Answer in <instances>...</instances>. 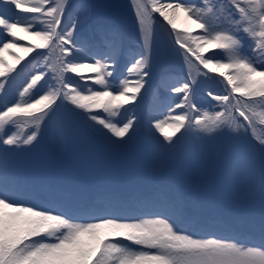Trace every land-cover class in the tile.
<instances>
[{
	"label": "snow or ice",
	"instance_id": "obj_1",
	"mask_svg": "<svg viewBox=\"0 0 264 264\" xmlns=\"http://www.w3.org/2000/svg\"><path fill=\"white\" fill-rule=\"evenodd\" d=\"M115 7L92 0H0V53H23L12 65L0 58V94L22 79L18 98L0 103V264H264V137L256 144L246 140L264 128V0H131V53L122 33L93 26L99 9ZM178 14L188 24L182 31ZM18 33L35 42L20 44ZM164 58L182 61L186 74L165 85L177 94L162 101L167 115L146 118L150 167L160 173L150 186L86 161L17 164L44 125L56 121L61 138L65 127L84 130L110 153L125 152L140 120L135 105L124 106L140 103L138 94L151 86ZM122 61L127 75L117 86ZM203 69L223 78V90L209 92L210 109L191 102L196 77L208 75ZM165 125L172 133L160 140L152 129L162 132ZM186 136L226 137L248 153L241 166L252 178L247 214L216 210L228 201L210 178L233 165L230 151L198 160L187 172L173 171Z\"/></svg>",
	"mask_w": 264,
	"mask_h": 264
},
{
	"label": "rangeland",
	"instance_id": "obj_2",
	"mask_svg": "<svg viewBox=\"0 0 264 264\" xmlns=\"http://www.w3.org/2000/svg\"><path fill=\"white\" fill-rule=\"evenodd\" d=\"M124 1L125 0H122V2H124ZM106 3L114 5L113 0H104V4H106ZM123 7H124V12L118 10L116 7L114 9H105V8L99 9L94 16V22H100V21L108 22L112 19H120L122 21H126L127 26L129 27V34H128L127 38L124 36L123 39L127 43H131L134 41L131 38V24H132V20L134 18L135 13L131 8V2L128 4H127V2L123 3ZM122 17H124V18H122ZM182 28H184V27H182ZM168 129H167L166 125L163 127V131L160 133V136L162 139H163L164 135H170L172 133V129H170V128H168ZM64 131L68 134L69 138L73 142H75L76 144H82L83 143L84 138H83L82 134L85 132L84 130L65 127ZM176 134L179 135V133H176ZM173 138H175V137H173ZM186 139L190 141L189 138L185 137L183 142Z\"/></svg>",
	"mask_w": 264,
	"mask_h": 264
},
{
	"label": "bare ground",
	"instance_id": "obj_3",
	"mask_svg": "<svg viewBox=\"0 0 264 264\" xmlns=\"http://www.w3.org/2000/svg\"><path fill=\"white\" fill-rule=\"evenodd\" d=\"M178 15H179V18L175 21L177 26H188L187 21L183 19V15L182 14H178ZM27 37L30 38L29 40L31 42H35L32 37L30 36H27ZM22 45H24V43H22ZM16 50L17 52L21 53V51L18 48H16Z\"/></svg>",
	"mask_w": 264,
	"mask_h": 264
}]
</instances>
